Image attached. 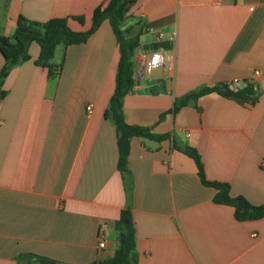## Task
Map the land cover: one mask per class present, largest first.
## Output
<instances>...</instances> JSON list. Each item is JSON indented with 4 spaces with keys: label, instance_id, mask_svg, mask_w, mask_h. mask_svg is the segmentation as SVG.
Segmentation results:
<instances>
[{
    "label": "crops",
    "instance_id": "obj_1",
    "mask_svg": "<svg viewBox=\"0 0 264 264\" xmlns=\"http://www.w3.org/2000/svg\"><path fill=\"white\" fill-rule=\"evenodd\" d=\"M109 1L0 0V32L12 37L21 16L83 17L70 27L86 31ZM125 28L146 41L135 55L124 118L169 138L156 139V149L132 138L129 171H119L116 128L104 116L120 59L108 21L86 43L57 48L55 63L64 61L58 78L35 64L41 48L32 43L31 59L12 69L0 99V264H40L23 254L60 264L111 258L127 207L136 264H264V218L238 221L233 207L215 203L217 190L179 149L198 151L209 181L264 204V0H138ZM157 32L172 45L170 59L139 77ZM4 64L0 53V71ZM242 80L257 86L255 105L211 93L174 112L178 98Z\"/></svg>",
    "mask_w": 264,
    "mask_h": 264
},
{
    "label": "trees",
    "instance_id": "obj_2",
    "mask_svg": "<svg viewBox=\"0 0 264 264\" xmlns=\"http://www.w3.org/2000/svg\"><path fill=\"white\" fill-rule=\"evenodd\" d=\"M138 0H110L106 6L95 9L92 16V25L86 31H75L70 27V21L84 23L83 17L52 18L46 22H38L21 16L12 37L4 36L0 32V53L5 59V64L0 71V99H4L7 92L3 89L6 78L12 69L23 62L29 61L30 46L32 43L39 44L41 50L37 66L47 70L49 78L61 76L64 61L55 63V54L59 46L66 49L72 45L83 44L100 28L103 22L108 21L120 46V59L116 74V87L105 111V118L111 121L117 133L119 150L118 168L122 175L129 171L128 159L131 149V140L134 137H150L160 141L168 139L169 135H154L145 127L130 125L124 118V99L134 91L136 86L135 55L141 47L142 31L133 32L132 28H125L130 8ZM171 50L170 42L156 43L152 50ZM217 93L223 97L237 98L245 103L255 105L259 100L258 88L250 83L238 92L230 89L228 84H219L213 87H204L192 92L175 101L174 112L187 106L192 99H197L207 94ZM191 157L198 168L201 182L217 190L214 202L228 205L235 209V218L238 221H251L264 218V204L254 205L244 196H233L231 186L228 183L211 182L207 179L204 165L198 151L190 146L180 148ZM119 232V247L114 256L94 264H136V229L133 213L129 207L121 211L120 218L116 223ZM20 259L35 261L40 264H60L58 261L34 254H23Z\"/></svg>",
    "mask_w": 264,
    "mask_h": 264
},
{
    "label": "built area",
    "instance_id": "obj_3",
    "mask_svg": "<svg viewBox=\"0 0 264 264\" xmlns=\"http://www.w3.org/2000/svg\"><path fill=\"white\" fill-rule=\"evenodd\" d=\"M163 33H156V40L158 43L163 42ZM170 59L168 52L165 49H159L155 51H151L142 57H140V68L142 70V77L147 75H151L156 69L164 66L167 61ZM254 75L259 77L261 75L260 71H254ZM92 111V106L88 107V112ZM107 246V240L104 234H100V243L99 248L105 249Z\"/></svg>",
    "mask_w": 264,
    "mask_h": 264
},
{
    "label": "water",
    "instance_id": "obj_4",
    "mask_svg": "<svg viewBox=\"0 0 264 264\" xmlns=\"http://www.w3.org/2000/svg\"><path fill=\"white\" fill-rule=\"evenodd\" d=\"M139 77H142V70L140 71ZM248 84H249V81L247 80L238 81V82L231 84L230 89L238 92L246 88ZM142 139L145 141L146 145L152 149H156L160 145L159 141L156 139H152L150 137H143Z\"/></svg>",
    "mask_w": 264,
    "mask_h": 264
},
{
    "label": "rangeland",
    "instance_id": "obj_5",
    "mask_svg": "<svg viewBox=\"0 0 264 264\" xmlns=\"http://www.w3.org/2000/svg\"><path fill=\"white\" fill-rule=\"evenodd\" d=\"M145 39H146L145 36L142 35L141 40H140L141 45L144 44V41H146ZM139 49H140V48H139ZM139 49H138V50H139ZM140 51H141V49H140Z\"/></svg>",
    "mask_w": 264,
    "mask_h": 264
}]
</instances>
